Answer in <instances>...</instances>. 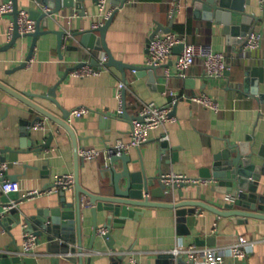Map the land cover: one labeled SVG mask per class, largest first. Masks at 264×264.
Here are the masks:
<instances>
[{
    "label": "crops",
    "instance_id": "1",
    "mask_svg": "<svg viewBox=\"0 0 264 264\" xmlns=\"http://www.w3.org/2000/svg\"><path fill=\"white\" fill-rule=\"evenodd\" d=\"M7 1L12 0H0V5ZM245 1V10L253 18L250 32L262 34L261 48L253 52L244 50V40L248 35L244 37L227 32L223 22L216 18L208 19L203 10L197 12L193 0H129L123 8L118 9L112 0H108L106 6V12L112 14L117 9L107 33V42L118 60L136 66H148L150 36L158 28L172 27V32L185 36L189 43H207L215 50L224 52L231 70L223 78H208L199 62L186 78L176 77L174 62L180 48L174 49L165 65L172 71V77L164 75V68L159 70L158 76H151L149 72L138 75L133 69H126L123 76L116 67H107L99 75L73 77L72 68L82 61L92 62L95 59L90 58V54L105 53L85 45L81 35L75 36L78 32L106 23L97 4L91 0L86 1L85 15L81 14L82 10L64 9L49 18V30L66 32L64 43L59 47V38L54 33L42 35L34 48L30 64L25 68L17 70L30 54L32 37L23 36L15 46L0 52V82L18 93L31 94L27 96L29 100L58 118H63L64 112L40 96L46 95L57 84V99L64 110L72 112L80 107L90 110L88 115L80 118L69 116L67 121L76 138L73 140L67 130L49 119L46 121V117L31 106L0 88V153L2 158H7L6 162L12 164L6 178L19 183L17 193L20 198L28 191L50 187L60 176L69 173L75 175L76 172L84 189L92 193L102 192L101 186L110 181L108 174L103 178L105 159L83 160L75 151V142L78 151H104L113 148L118 140L126 143L131 140L132 120L117 116L120 108L119 84L124 83L126 109L131 118L137 117L146 103L170 105L174 99L170 95L171 91L179 95L172 111L175 119L151 130L145 144L127 153L133 160L131 170H140L143 164L149 178H159L161 174H182L206 179L208 183L200 185L201 197L197 196L196 186L184 190L191 193L192 198L212 206L221 207L225 204L227 194L217 191L220 190V181L202 177V170L215 164V156L227 143L241 144L251 137V143L256 141V149L264 144V8L260 0ZM19 3L21 8L41 11L35 1L22 0ZM175 4L179 7L176 8ZM13 22L12 15L0 14V47L10 41L8 33ZM158 34L166 33L160 31ZM203 94L218 103V111L193 103L189 98ZM37 120H45L46 127L34 128L33 123ZM24 133L28 138L26 146L22 147ZM50 135V147L39 154L35 153L34 148L46 144ZM164 142L168 144L166 149L162 147ZM256 162L261 163L262 160ZM118 168H122V162L118 163ZM259 191L264 192V176ZM60 192L25 199L15 208L26 212L33 209L35 204L41 208L47 207L50 201L57 204ZM66 197L69 202L74 201L75 188L67 190ZM9 198L11 203L15 202ZM83 199L88 201L86 197ZM176 199L177 202L181 200L178 196ZM153 200L172 202L173 199L168 196ZM178 218L176 209L147 208L141 219H128L120 228L111 226L114 238L112 249L100 234L92 241L93 217L90 208H86L82 215L81 243H78L77 227L76 243H69L77 252H53L47 239L42 237L35 252L24 257L20 255L24 229L22 226L14 227V216L10 218L7 214L3 218L8 219L7 225L0 223V253L5 255L10 264H128L131 257L142 264H190L184 255L175 257L173 250L196 245L221 250L223 258L220 264H264V220L253 218L248 222L234 223L231 218L219 217L210 210L200 208L195 214L187 216V222L182 227ZM97 222L98 230L105 229L103 214H98ZM210 237L216 239L214 245L197 244V239L206 240ZM241 237L252 244L247 256L237 260L231 256L229 248ZM81 244L83 252L79 253ZM170 254L175 258L166 257ZM16 258L19 262H13Z\"/></svg>",
    "mask_w": 264,
    "mask_h": 264
},
{
    "label": "water",
    "instance_id": "2",
    "mask_svg": "<svg viewBox=\"0 0 264 264\" xmlns=\"http://www.w3.org/2000/svg\"><path fill=\"white\" fill-rule=\"evenodd\" d=\"M38 4L48 6L50 10L48 12H41L38 10H30L31 17L37 21V30L27 36L33 38L30 54L27 60L23 62L18 68H25L27 62L30 61L33 56L34 48L37 45L39 38L42 35L54 33L58 36V45L61 47L64 43V37L67 35L64 31L49 30V18L61 13L64 9L70 11H80L81 14L86 13V1L87 0H32ZM93 4H98L99 0H91ZM129 0H112V3L118 8H123ZM195 8L198 11L203 10L206 13L208 19L216 18L218 21L223 22L225 30L232 32L236 35H244L246 37L252 28V17L245 10V0H193ZM14 4V11L11 14L14 17L15 32L12 40L8 44L0 47V52L6 51L16 45L17 41L23 37L18 30V13L20 3L19 0H12ZM117 9L111 17L102 26L86 31L78 32L76 35H81L83 42L91 49H97L103 51L108 56L106 67L118 68L123 76H125L126 69H133L138 75L149 74L151 76H158V72L163 67L154 66H136L127 64L121 60L115 58L111 52L108 42L107 33L116 15ZM196 12V13H197ZM160 31L165 33L172 32V27L158 28L154 32L149 40L148 44L152 41L154 36ZM26 37V36H24ZM97 45L94 44L96 41ZM245 41V40H244ZM245 43V42H244ZM183 46H179L180 51ZM84 63H80L78 66L72 68H80ZM91 65L98 68L99 64L96 59H93ZM229 72V71H228ZM227 72V73H228ZM226 73V74H227ZM63 81V80H62ZM61 81V82H62ZM60 82V83H61ZM152 82H154L152 77ZM57 84L46 95H40L43 99L49 100L56 104L63 112L64 117L58 118L49 110L33 103L28 99L29 93H18L9 86L0 82V88L6 92L17 97L24 103L31 106L41 115L46 117L65 130H67L73 140H76L75 133L67 121L71 112L64 110L60 101L57 99ZM126 93H123V109L122 115H117L120 118H128L132 121L136 118L129 116L126 109ZM40 120L33 123V126ZM21 146L25 147L27 144V135L23 134ZM52 135H50L49 141L42 146L34 148V152L39 154L45 148L50 147ZM248 137L246 142L241 144H226V147L215 156V164L211 168H205L202 170L201 176L213 178L220 181V190L224 194L230 193L234 198V202H226L221 207L212 206L204 201L196 200L192 198V194L185 191L184 188L190 186H196L197 196L201 197L202 187L200 185L181 184L175 185L170 188L164 184L161 176L159 178H149L142 167L140 170L132 171L130 164L133 163L132 158L126 154H117L116 152L109 155L108 165L103 166L102 171L103 178H106L107 174L110 177L109 184L101 186L102 192L92 193L89 190L84 189L79 181V174H75V192L76 199L72 202L67 200V191L60 192V201L54 204V201H50L47 207H38L34 205L33 209H28L26 212L18 211L17 208H13L8 213L11 218L14 216V227L26 226L28 231L34 232L38 238L45 237L49 242V246L53 252L69 254L71 252H77L75 247L71 248L70 244H75V228L77 227L79 233L78 243H81L82 235V215L86 208H90L93 217V234L92 241L98 236V214H103L105 219L104 228L110 229L108 232L102 235L108 246L114 249V238L112 236L111 226L115 228L122 227L128 219H141L142 215L147 208L151 207H165L177 210L178 222L182 227L187 222V216L193 215L197 212V208L207 209L219 217L231 218L234 223L248 222L249 219H261L264 220V192L259 191V184L264 176V144L259 149H256V141ZM31 143V142H30ZM163 149L168 147V144L164 142L162 144ZM12 151V150H8ZM75 151L79 155V151L75 142ZM7 158L3 157L2 161H6ZM256 160H262L261 163H257ZM122 162V168H118V163ZM137 163V161H134ZM13 181V180H11ZM15 182V181H14ZM15 201L16 204L23 202L25 199L20 198L19 193L11 192L4 195L0 186V204L10 203V198ZM172 197V202H155L154 198H168ZM177 196L181 199L177 202ZM83 197L88 199L84 201ZM25 215V216H23ZM8 219L0 220V223L7 225ZM216 239L214 237L207 238L206 240L197 239L199 246L214 245ZM82 244L78 248L79 253H82ZM166 257L175 258L173 254ZM68 259H73L68 257ZM1 264H10V261L5 259V255L0 253ZM9 262V263H8ZM13 262H19L16 258Z\"/></svg>",
    "mask_w": 264,
    "mask_h": 264
},
{
    "label": "built area",
    "instance_id": "3",
    "mask_svg": "<svg viewBox=\"0 0 264 264\" xmlns=\"http://www.w3.org/2000/svg\"><path fill=\"white\" fill-rule=\"evenodd\" d=\"M22 1V0H19ZM108 0H99L97 7L101 15H103L105 21H107L112 12H106ZM176 5V4H175ZM260 5L264 8V0H260ZM39 8L43 12H48L50 8L38 4ZM179 5H176L178 8ZM14 11V4L12 1L4 2L0 5L1 15H11ZM18 30L22 36H27L34 33L37 30V21L31 17V12L28 9L19 7L18 13ZM99 25H95V28ZM15 32L14 22L9 29V40H12ZM262 44V34L256 31L250 32L245 40L244 50L245 51H257L261 48ZM183 46L176 61L174 62L175 76L178 78H186L193 66L199 62L203 67L205 74L208 78L218 79L223 78L228 71L231 70V64L227 60V56L224 52L217 51L212 45L207 43H189L186 37L170 32L166 34H156L148 47V66L163 67L164 75L167 77H172L173 73L170 68L165 67L168 60L172 57L175 48ZM89 55V54H88ZM97 58L99 60V67L95 68L91 65L90 60L82 61L84 65L80 68H75L71 71L73 77L85 78L88 76L99 75L107 68L105 66L108 61V56L106 53L101 55L90 54V58ZM97 57V58H96ZM89 58V59H90ZM92 58V59H93ZM31 61L27 62V66ZM264 69V60H263ZM125 88L124 83L119 84L118 98L120 100V108L118 110V115L124 113L123 109V89ZM170 95L174 98L172 103L167 106H159L154 102L146 103L142 106L139 115L132 121L131 130V140L129 142H124L118 140L113 148H107L104 151L97 149H81L79 151V156L85 161H93L99 159H105L106 166L108 165L109 155L116 152L117 154L129 153L132 148H137L145 144L149 140V133L151 130H155L164 126L166 123L173 121L175 118L172 116L173 107L177 102V93L171 91ZM183 97H186L183 95ZM191 102L202 105L203 107L218 111V103L208 95H197L189 97ZM90 113V110L86 107H80L74 109L70 117L80 118L86 116ZM47 121V119H45ZM36 122L34 128L44 129L47 125L46 121ZM12 166L10 162L2 161L0 153V186L4 194H9L11 192L19 191V183L11 181L6 178V174L9 168ZM161 179L164 184L173 188L175 185L180 186L181 184H192V185H203L207 184L206 179H196L190 178L182 174H162ZM75 175L73 173L65 174L57 178L56 182L47 187L44 190H31L23 194V199H33L38 196L46 194H54L60 191H67L75 188ZM225 200L227 202H234L235 198L229 193L226 195ZM16 203H6L0 204V220L5 218L7 214L16 207ZM23 235V248L20 255L24 257L32 255L37 247L39 246L38 236L31 231L27 230L24 226ZM108 232V229L99 230V234L103 235ZM251 241L244 237H241L239 241L229 248V253L237 260L244 259L250 249ZM175 257L184 255L187 257L190 264H198L202 262L203 264H220L223 258L221 250L217 248H200L196 245H191L189 247L181 246L173 250ZM128 264H142L135 257H131ZM240 264V263H237Z\"/></svg>",
    "mask_w": 264,
    "mask_h": 264
}]
</instances>
